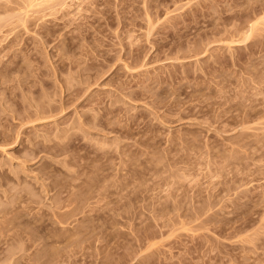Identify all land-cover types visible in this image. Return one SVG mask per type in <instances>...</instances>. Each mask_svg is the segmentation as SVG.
I'll return each instance as SVG.
<instances>
[{
    "label": "rangeland",
    "instance_id": "374dc122",
    "mask_svg": "<svg viewBox=\"0 0 264 264\" xmlns=\"http://www.w3.org/2000/svg\"><path fill=\"white\" fill-rule=\"evenodd\" d=\"M27 208L114 221L50 264H264V0H0V264Z\"/></svg>",
    "mask_w": 264,
    "mask_h": 264
},
{
    "label": "bare ground",
    "instance_id": "6f19581e",
    "mask_svg": "<svg viewBox=\"0 0 264 264\" xmlns=\"http://www.w3.org/2000/svg\"><path fill=\"white\" fill-rule=\"evenodd\" d=\"M61 200V199H59ZM58 199L56 200V205H55V209H60L58 207L61 206V204L63 206H66L65 203H67L68 206L73 205V201L71 200H64L62 202H60ZM60 204V205H57ZM75 205V204H74ZM61 206V207H63ZM78 206H74L70 212H64V213H58L57 211L55 212L53 210L52 215H54L59 221L58 224H62L65 223L67 220L71 219L74 217L73 215V211H76V208ZM29 210V212L27 211V215L23 221L20 222V224L18 223V228H20V233L24 234L26 237L23 240V242H30V241H40V244L43 247L47 246L46 252L43 253L42 255H39L38 258L35 259V263L36 264H50L51 262H55L57 259V256H63V254L66 255V253L68 252V248L66 247H74V246H78V249L82 248V245H84V247L86 248H91V247H96V248H107L109 246V243L115 238V233H113L114 231H112L111 228H113L114 226V221L111 220L110 221H106V229L109 227L111 229V231H107L106 229L101 230L99 232L96 233L95 230H86V229H81L80 227H71V228H67V227H58V226H54V224L50 225L48 227L47 224V220H43V217H37L36 214H32L30 215V209L27 208ZM41 215H45V213H42ZM94 219V218H93ZM92 218H88L87 219V223L88 222H93ZM46 222V223H45ZM4 223V222H3ZM2 223V224H3ZM55 223V222H54ZM103 223V224H104ZM1 224V222H0ZM113 224V225H112ZM30 225H33L32 227L29 228ZM2 226V225H1ZM112 226V227H111ZM15 226V228H17ZM4 229V227H1ZM0 228V230H1ZM137 246L140 247L143 242H144V237H139L137 240ZM99 244V245H97ZM66 248V250H64ZM72 249V248H71ZM70 249V250H71ZM74 252H78L75 251ZM72 249V251H73ZM79 249V250H80ZM84 249V248H82ZM61 250V251H60ZM64 250V251H63ZM69 250V252H70ZM67 251V252H66ZM72 251L70 253H67L68 256L69 254L72 253ZM115 254L117 252H114ZM73 254V253H72ZM74 255V254H73ZM125 258V257H124ZM123 257H119L118 260H121L123 262L127 261V258L124 259ZM135 258V257H134ZM132 258V259H134ZM98 259V258H96ZM55 260V261H54ZM99 262H97L96 264H109V261L107 260V258L104 256H101L99 259ZM57 262V261H56ZM137 264H151L150 261L144 257V256H140L137 261ZM117 264H121V262L118 261Z\"/></svg>",
    "mask_w": 264,
    "mask_h": 264
}]
</instances>
